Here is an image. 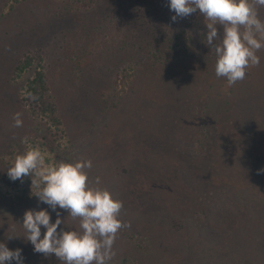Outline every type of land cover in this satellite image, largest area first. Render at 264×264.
Wrapping results in <instances>:
<instances>
[{
  "label": "trees",
  "instance_id": "trees-1",
  "mask_svg": "<svg viewBox=\"0 0 264 264\" xmlns=\"http://www.w3.org/2000/svg\"><path fill=\"white\" fill-rule=\"evenodd\" d=\"M25 1L0 0V27L20 12ZM66 1L67 15L82 20L71 30L72 38L80 39L78 34L83 39L91 33L85 28L88 21L100 34L97 59L113 86L128 84L134 92L144 78L148 85L147 93H139L144 95L140 101L127 105V116L122 119L128 121V144L119 150L120 138L115 133L105 140L111 149L104 155L112 161L108 168L115 177L109 175L101 186L115 183L119 191L112 193L124 204L121 218L131 222L130 229L119 233L128 251L122 264H210L209 258H216L217 264H263L264 200L259 195L264 194V171L258 170L264 169V49L257 53L259 67L249 69L243 81L229 87L225 78L215 75L217 58L203 42L207 28L199 12L174 22L169 0ZM127 1L133 2L129 8ZM259 13L264 20V8ZM27 23L18 21L0 34V111L5 95L9 96L1 89L33 70L22 99L29 103L33 118L49 129L53 124L58 128L68 105L61 107L59 90L52 82L50 69L58 72L60 68H54L53 60L46 61L45 54L55 44L50 36H55L52 31L42 32L36 22ZM217 29L222 38L223 27L217 25ZM86 76L87 68L81 69L83 93L95 91ZM84 97L77 103L85 112L90 105L86 108ZM100 104L97 98L90 111L106 117L109 106ZM5 115L0 112V122ZM70 127L75 130L73 124L65 123L68 135ZM76 154L65 157L72 161ZM91 161L90 176L95 180L101 171L96 159ZM247 165L254 178L262 176V180L231 178ZM243 173L249 175L246 170ZM233 196L234 203H229ZM13 210L17 212L11 218L14 221L0 217L1 242L9 249H21L24 264H62L54 254L45 257L34 252V245L23 237L21 210L27 209L19 205ZM69 220L58 231L78 228V221ZM45 231L41 226V237ZM176 234L183 237L179 256L174 254ZM9 235L16 237L8 239Z\"/></svg>",
  "mask_w": 264,
  "mask_h": 264
},
{
  "label": "rangeland",
  "instance_id": "rangeland-1",
  "mask_svg": "<svg viewBox=\"0 0 264 264\" xmlns=\"http://www.w3.org/2000/svg\"><path fill=\"white\" fill-rule=\"evenodd\" d=\"M131 3L133 2L127 1V8L132 6ZM66 5V0H27L24 6L19 8L20 12L10 17L7 24L5 23L3 25L4 28H9L11 26L13 28L18 21L20 23L26 21L28 25H32V23L36 22L35 24L40 26L42 32H44L43 30L47 32L52 31L56 39L53 35L50 36L52 40H55V44L48 54H45L47 56L46 61L51 59L54 62V68L57 69V66L60 68L58 71L60 73L50 69L52 82L53 85L56 86V89L59 90L58 97L60 96L59 100L61 107L68 105L65 110L66 115H62L59 127L57 128L54 124L51 126L48 124L51 128L49 129L48 126L41 123L39 119L33 118L29 103L22 99L23 87L27 79L33 76V70L24 74L23 77L18 79L17 83L12 81L10 87L6 90V86L1 89L2 93H9V96L8 94L5 95V103L2 104L4 105V109L0 111L6 113L5 117H2V121L0 122V201L2 202L0 203V217L8 222L14 221L11 220V218L15 216L17 212L14 210L12 211V208L19 205L27 210H39L45 207L49 208L47 210L51 214L52 222H55L56 219V212L52 211L47 204L38 202V197L34 195L38 189L35 185L32 186L31 177H27L25 181L24 179L23 181H12L8 177L7 168L14 164L17 155L24 154L33 147H38L45 156L46 164H58L61 161H70L65 157L66 154L72 153V156H74L76 151H78L75 156L76 159H96V166L99 168L98 170L101 171V185H104L109 180L108 176H112L108 168V165H111L112 161H108L107 159L109 156L104 155L108 153L111 146H105V140L110 139L114 136L113 133H115L120 138L119 150L122 146L128 144V121L122 120L127 116V105L134 103L135 99L140 101L141 98L144 97L143 94L139 93H147L148 85L145 78L143 80V85L141 82L134 92H131L133 89H131V86L128 87V84L123 85V87L122 85L118 87L113 86V80L109 75H106L105 66H101V63H99L100 61L97 59L99 56L98 53H96L99 47L97 36L100 34L94 32L93 26L87 20L88 25L85 28L90 30L91 33L85 34L87 32L86 30L84 34L87 37L81 39L82 35L77 34V37L80 39L77 40L74 37L72 38L71 30L77 28L76 26H78V23L82 20H80V18L68 16L66 13ZM33 10H35V12ZM46 10V14L43 13ZM8 11L9 7L5 9V12ZM4 28L2 26L0 27V34L4 32ZM52 28H55V30H50ZM79 29L80 31L84 30L83 27ZM71 39H76V43H71ZM79 46H81V49L77 48ZM99 51H102V48H100ZM83 68H87V76L85 79L89 78L93 83V88L95 90L93 92L83 93L86 89L82 87V82L84 81L80 78V70ZM99 82L101 87L97 84ZM84 94L87 96V98L84 97L85 100H83L86 108H88L89 105L90 107L94 105L97 98H99V102L101 103L100 107L109 106V109L106 110V117L104 113H100L101 115L96 117L95 113L90 111V107L88 110H85V112L82 108H79L82 106H80L77 101H80ZM127 95L129 96L127 97ZM126 97L127 101L125 102L124 98ZM81 111L84 113H80ZM16 112L22 114V127H13L14 119L12 117H14ZM81 115L95 118L91 119L82 117ZM93 121H97V124L92 125ZM65 123L73 124L77 132L70 127L72 133L68 135V129L65 128ZM63 128L65 131L63 130L61 132ZM93 137L97 138V140L99 139L101 144H95V139ZM75 160L73 159L72 161ZM240 169L242 171L240 172L241 174L234 172L231 177L232 179L255 180L257 178L256 180H262L263 178L262 176H255L254 178L250 165L240 167ZM245 170L248 171L249 175L243 173ZM112 177H115V175ZM221 185L225 186L223 183H221ZM228 187L230 190L231 186L229 185ZM107 188L111 192L117 193L119 191L116 190L115 183L113 185H107ZM3 197L12 200V203L4 204ZM259 197L261 201L264 200L263 193L259 195ZM235 199L236 196L229 197L228 201L229 203H234ZM59 211L61 218L65 219V222L70 221L69 219L71 218L68 216L66 210L59 209ZM21 212L22 215H24L25 212L23 210H21ZM224 212L227 213V211ZM227 217H232L230 212H228ZM139 226V228L144 230L142 225ZM233 226L234 224L229 225V227ZM10 228L13 229L14 224L11 225ZM182 239L183 237L180 236V234L174 236V246H176V248H174V254L177 256L181 255V252L178 250V245L182 242ZM1 240L0 238V242ZM124 240L123 236L121 237V235H118L114 245L117 249V254L110 264H122V260L127 258L128 251L123 248ZM11 248H13V246ZM49 262L48 260L47 263ZM216 262V258H209L210 264H217Z\"/></svg>",
  "mask_w": 264,
  "mask_h": 264
},
{
  "label": "clouds",
  "instance_id": "clouds-1",
  "mask_svg": "<svg viewBox=\"0 0 264 264\" xmlns=\"http://www.w3.org/2000/svg\"><path fill=\"white\" fill-rule=\"evenodd\" d=\"M175 14L172 21L199 12L204 17L207 35L203 41L216 56L215 75L225 78L229 87L246 78L253 67H259L264 49V20L259 10L264 0H169ZM217 25L223 27L222 38ZM36 99L35 96L32 97ZM13 127H22V114H14ZM91 159L61 161L46 164L38 147L17 155L7 168L12 181L31 177L38 202L47 204L56 212L55 222L47 209H28L22 227L26 241L34 245V252L45 257L55 255L62 264H110L116 256L114 245L122 229H130L131 222L121 218L124 204L107 188L101 186L99 176H90ZM259 171H264L260 169ZM59 209L68 212L78 228L60 229L65 225ZM41 226L46 231L41 237ZM15 235H9L11 239ZM24 264L22 250L9 249L0 242V264Z\"/></svg>",
  "mask_w": 264,
  "mask_h": 264
}]
</instances>
